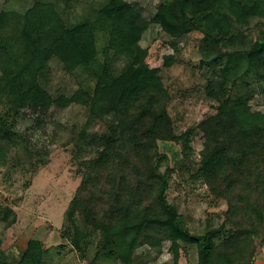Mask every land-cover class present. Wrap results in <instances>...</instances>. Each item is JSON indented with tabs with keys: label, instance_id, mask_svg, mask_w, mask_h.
I'll list each match as a JSON object with an SVG mask.
<instances>
[{
	"label": "trees",
	"instance_id": "trees-1",
	"mask_svg": "<svg viewBox=\"0 0 264 264\" xmlns=\"http://www.w3.org/2000/svg\"><path fill=\"white\" fill-rule=\"evenodd\" d=\"M159 1L150 20L124 0H109L72 27L51 4L37 2L24 14L1 10L0 155L18 141L22 113L38 119L71 105L85 108L86 127L103 121L106 131L93 136L83 127L77 135V144L96 149L94 174L84 176L64 220L82 258L96 240L88 264H131L140 247L160 253L166 243L173 264L181 244L195 246L196 264H255L264 247V126L252 119L251 93L232 97L230 90L252 66L264 69V43L249 36L264 24V0ZM150 25L171 40L194 31L204 35L200 64L211 75L205 97L216 107L196 127L203 139L197 175L227 210L222 224L201 238L167 203L166 176L154 167L158 141L183 142L186 149L189 133L174 132L160 68L146 63L147 51L139 45ZM52 60L67 73L86 74L92 85L69 96L51 95L44 84ZM173 64L172 55L163 57V68ZM110 169L117 171L113 182L104 175ZM45 253L40 241L30 239L18 261L0 258V264H46Z\"/></svg>",
	"mask_w": 264,
	"mask_h": 264
},
{
	"label": "rangeland",
	"instance_id": "rangeland-1",
	"mask_svg": "<svg viewBox=\"0 0 264 264\" xmlns=\"http://www.w3.org/2000/svg\"><path fill=\"white\" fill-rule=\"evenodd\" d=\"M108 1L0 0V11L24 14L37 2L51 4L65 25L72 27L92 18ZM124 1L133 5L146 20L152 18L160 2ZM203 36V33L194 31L171 40L157 26L150 25L139 42L147 51L146 63L151 68H160L163 85L170 95L167 111L174 132L178 135L189 133L186 149L183 142L158 141V158L154 167L156 172L166 176L167 203L177 210L182 225L200 238L206 231L222 224L227 210L226 201L213 198L197 175L203 139L196 127L214 115L216 107L205 97L206 79L211 75L200 64L204 56L200 50ZM249 36L253 41L264 43V24L258 28L255 26ZM166 55L174 58V64L169 68L162 67ZM91 85L86 74L81 71L67 73L58 61L52 60L44 87L53 96H69L80 87ZM246 92L251 93L248 105L253 121L264 126V69L252 66L250 72L230 90L232 97ZM86 112L85 108L71 105L65 110H52L38 119L30 113L18 117L16 132L20 137L14 146L5 148L0 155L3 161H0V258L10 263L18 261L28 240L35 239L46 250V264H88L92 259L96 240L93 239L82 258L69 242L67 231L70 227L64 220V213L84 176L94 174L91 162L96 149L80 146L81 142L77 144V135L83 127L93 136L106 131L103 121L87 128ZM77 147H81L80 151ZM104 175L113 182L117 171L106 170ZM2 210L5 212L1 213ZM168 246L164 244L160 253L147 246L140 247L131 264H173ZM263 248L258 250V256ZM196 262L195 246L181 244L177 264ZM98 264L121 263L99 260Z\"/></svg>",
	"mask_w": 264,
	"mask_h": 264
},
{
	"label": "crops",
	"instance_id": "crops-1",
	"mask_svg": "<svg viewBox=\"0 0 264 264\" xmlns=\"http://www.w3.org/2000/svg\"><path fill=\"white\" fill-rule=\"evenodd\" d=\"M262 251L263 252L261 254L263 255L264 254V248H263ZM261 254L257 257V260L255 261V264H264V259H263L264 255L261 256Z\"/></svg>",
	"mask_w": 264,
	"mask_h": 264
}]
</instances>
